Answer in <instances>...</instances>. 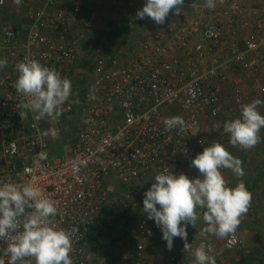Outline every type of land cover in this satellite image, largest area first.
<instances>
[{"label":"built area","instance_id":"1","mask_svg":"<svg viewBox=\"0 0 264 264\" xmlns=\"http://www.w3.org/2000/svg\"><path fill=\"white\" fill-rule=\"evenodd\" d=\"M5 3L0 0V10ZM204 10L203 17L151 22L124 64L98 60L83 95L70 96L62 106V114L77 120L76 139L63 154L46 160L37 154L48 152L50 134L41 130L36 113L23 107L28 98L15 89L16 65L37 60L70 80L83 47L80 32L94 30L100 20L84 0H43L29 11L24 39L11 24H0V60L5 62L0 68V182L33 184L55 203L57 227L72 234L73 264L106 263L89 243L102 207L121 204L135 210L136 197L160 172L197 178L191 161L208 146L206 132L223 117L226 94L231 91L239 107L244 103L242 77L264 76V2L254 9L243 0H228ZM254 83L263 96L264 87ZM173 116L185 121L182 131L165 130L163 121ZM112 184L123 189L119 201L112 198ZM139 217L137 264L144 242L154 234V222L144 212ZM197 223L188 226L187 242L193 249L206 244L215 257L216 237H195ZM183 245L167 261L192 258ZM243 246L239 228L223 239L226 250L240 252ZM6 248L7 242L0 241L5 261Z\"/></svg>","mask_w":264,"mask_h":264},{"label":"clouds","instance_id":"2","mask_svg":"<svg viewBox=\"0 0 264 264\" xmlns=\"http://www.w3.org/2000/svg\"><path fill=\"white\" fill-rule=\"evenodd\" d=\"M183 4L184 0H144L136 18L147 17L162 25L169 12L179 14ZM206 6L214 9L215 0H206ZM4 65L0 60V68ZM16 72L15 89L28 98L23 107L36 113V120L59 118L62 106L71 95V81L37 60L18 63ZM192 95L195 97V92ZM261 104L264 101L259 99L244 104L237 118L225 122L224 131L233 146L247 150L260 142L264 129V113L259 111ZM163 123L167 131H182L185 127V121L179 116L165 118ZM37 157L46 160L47 153L40 152ZM191 166L198 171L197 178L174 175L172 170L156 174L143 194L142 209L161 231L167 250L171 251L174 239L179 238L184 241L183 251L194 257V264H216L215 257L209 255V246L201 243L193 249L187 242V228L189 225L194 228L202 219L205 227L201 229V237H232L249 209L251 193L242 180L245 175L242 161L220 143L204 147L202 153L192 159ZM222 169L231 170L238 178L235 187L227 186ZM200 210H203L202 215ZM57 215L55 203L43 197L35 185L0 182V241L7 242L4 252L7 261L0 258V264H73L72 234L57 227Z\"/></svg>","mask_w":264,"mask_h":264},{"label":"rangeland","instance_id":"3","mask_svg":"<svg viewBox=\"0 0 264 264\" xmlns=\"http://www.w3.org/2000/svg\"><path fill=\"white\" fill-rule=\"evenodd\" d=\"M84 0V5L93 11L100 20V25L92 31L80 32L83 36L82 48L76 58V66L70 79L72 83L71 97L73 100L79 99L90 85L93 74H95V63L102 60L105 63L116 62L124 64L131 59L132 48L140 40L148 26L153 23L150 18L137 19L136 12L144 6V0ZM228 0H215V7H223ZM247 6L257 8L264 0H243ZM10 4V3H9ZM39 4V2H38ZM35 5V9L39 7ZM206 0H184L180 7V13L175 14L170 11L165 22L179 21L186 18H198L206 15ZM30 7L23 11L24 15L29 12ZM57 8L69 9L68 6ZM22 12L20 6L12 7L5 3L0 10V24L12 21V16ZM17 16H19L17 14ZM28 17V16H27ZM26 23V22H25ZM264 87V76L242 77L241 91L244 97V104L253 100L264 101V95L258 93L256 81ZM241 105V106H242ZM233 103L231 91L224 98L223 117L218 119L210 130H207L208 146L213 143H220L234 157L242 161L245 175L242 177L243 183L251 193V203L245 215L241 217L238 226L244 236V246L242 251H229L223 247V239L216 237V264H264V129L261 130V140L250 149H242L230 143L229 134L224 131L225 122L240 115V107ZM259 111L264 113V104L259 106ZM229 114V115H228ZM36 115V114H35ZM60 123H56V118L45 117L37 120L43 132L48 136V152L51 158L58 157L76 139L78 134V124L71 114L63 113L59 118ZM55 132V135L52 132ZM228 187H235L239 182L231 170L223 169L222 172ZM149 188V187H148ZM140 193L135 199V210L124 209L121 204L113 207H102L99 213V221L91 231L94 235L90 240V247L93 250L104 254H110L109 262L105 264H137L138 259L134 252V234L140 215L143 214V194ZM112 198L114 201L121 198L123 189L112 184ZM135 219L131 220V216ZM153 236L148 239L143 247L140 257V264H172L167 259H172L176 254V247L184 244L179 238L174 239V246L171 251L165 247L162 240V233L159 228L152 224ZM205 227L203 220L197 223V234ZM211 236V235H208ZM206 236V237H208ZM215 237V236H214ZM174 264H194V257L184 258Z\"/></svg>","mask_w":264,"mask_h":264},{"label":"crops","instance_id":"4","mask_svg":"<svg viewBox=\"0 0 264 264\" xmlns=\"http://www.w3.org/2000/svg\"><path fill=\"white\" fill-rule=\"evenodd\" d=\"M21 1L22 2L25 1L24 4H22V3L17 4L16 3V0H6V3L8 4V6L11 5L12 7H16V6L19 5L20 8L22 9V12L21 13H18L19 11H16L15 15L12 16V19L13 20L10 21V22H6V23L11 24L15 28V30L17 31V33L21 36V38L24 39L25 33H26V28H27L28 23H29V20H28V17H27L28 14H29V12L26 15L23 16V14H24L23 11L25 10L26 7H30L29 8V11L35 10V8H34L35 5H39V4H40V6L37 7V8H40L43 5V0H21ZM38 2H39V4H38ZM17 14L19 16H17Z\"/></svg>","mask_w":264,"mask_h":264},{"label":"trees","instance_id":"5","mask_svg":"<svg viewBox=\"0 0 264 264\" xmlns=\"http://www.w3.org/2000/svg\"><path fill=\"white\" fill-rule=\"evenodd\" d=\"M21 30H22V29H21ZM79 32H80V31H78V30H74V31H73L74 34H75V33H79ZM135 216H136V215H134V216L132 215V216H131V220L135 219ZM104 257H105V261H106V263H107V262H109V259H110L111 255H110V254H109V255H108V254H104Z\"/></svg>","mask_w":264,"mask_h":264}]
</instances>
